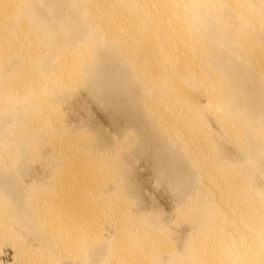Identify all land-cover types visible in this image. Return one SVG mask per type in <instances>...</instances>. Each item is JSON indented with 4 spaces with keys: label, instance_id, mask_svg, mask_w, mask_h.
Listing matches in <instances>:
<instances>
[{
    "label": "bare ground",
    "instance_id": "obj_1",
    "mask_svg": "<svg viewBox=\"0 0 264 264\" xmlns=\"http://www.w3.org/2000/svg\"><path fill=\"white\" fill-rule=\"evenodd\" d=\"M2 247L264 264V0H0Z\"/></svg>",
    "mask_w": 264,
    "mask_h": 264
},
{
    "label": "rangeland",
    "instance_id": "obj_2",
    "mask_svg": "<svg viewBox=\"0 0 264 264\" xmlns=\"http://www.w3.org/2000/svg\"><path fill=\"white\" fill-rule=\"evenodd\" d=\"M90 110H91V116L93 117V119L98 120L99 122H104L105 117H103V116L105 115V113L102 110H100L96 107L95 108L92 107V109H90ZM86 113H87L86 111H83V115H86ZM162 192H163V190L161 188L160 189H159V187L156 188L152 184L148 187V193L153 194L157 199V203L159 200V206L162 205L164 208L163 210L169 212L170 211V208H168L169 203L166 201L165 197L162 195ZM8 251L9 250L5 249L4 247L0 248V262H2L3 264H10L12 262V256L10 255V253L9 254L7 253Z\"/></svg>",
    "mask_w": 264,
    "mask_h": 264
}]
</instances>
